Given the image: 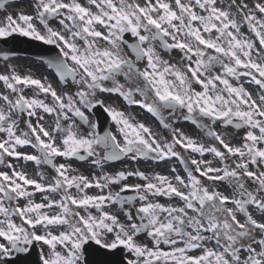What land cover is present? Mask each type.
Returning a JSON list of instances; mask_svg holds the SVG:
<instances>
[{"label":"snow or ice","instance_id":"1","mask_svg":"<svg viewBox=\"0 0 264 264\" xmlns=\"http://www.w3.org/2000/svg\"><path fill=\"white\" fill-rule=\"evenodd\" d=\"M31 7L6 15L0 37L18 33L56 46L47 66L75 90L15 67L0 73V166L7 169L0 170V257L40 242L42 264H83L94 241L125 249L124 264H264V0H33ZM173 51L175 62L161 55ZM103 94L146 110L171 138H158ZM97 105L116 132L101 133L90 119ZM180 118L205 139L173 127ZM217 126L243 129L240 142ZM57 157L91 158L101 174H73ZM124 157L177 158L185 174L103 171ZM20 160L55 175L33 178Z\"/></svg>","mask_w":264,"mask_h":264},{"label":"flooded vegetation","instance_id":"2","mask_svg":"<svg viewBox=\"0 0 264 264\" xmlns=\"http://www.w3.org/2000/svg\"><path fill=\"white\" fill-rule=\"evenodd\" d=\"M32 1L28 2V4L20 7L19 13L24 14H31L32 13ZM0 22H3V8L0 9ZM50 24L53 27H56L55 21H50ZM47 60H38V59H26V60H12V59H4L3 58V73L5 72L6 67L10 69L11 67H15L16 70L21 74H31L34 78H40L46 80L48 82H51L54 87H57L59 89H63L65 87L71 88V90H75L74 86L72 85H64L59 82V77L56 74L55 70H49L47 66ZM4 88V85H3ZM26 95H31V91L29 89H25ZM100 99L106 100V103L110 104L111 106H115L123 111H125L126 114H130L132 117L135 118L136 121L144 122L146 125L150 126L154 133L157 134L158 138H164V139H170L171 134L168 129H165L162 127L161 123L159 122L158 118H153L148 113L144 112L139 106L137 105H127L122 98H120L116 94H103L100 96ZM166 115V114H165ZM90 119L94 120L98 123L99 129L101 133L104 131L111 130L113 132H116V126L114 122L112 121L110 116L104 115L101 113L99 107H96L92 110H90ZM45 120L48 122H51V117L46 116ZM33 123L35 124V120H33ZM173 124V127L180 128L182 131H184L186 134L191 135L193 137H197L200 139H205L203 135V131L196 125L192 124L190 121H185L182 118L178 120L171 121ZM20 127L23 129L24 124L21 123ZM232 127H228L226 130L221 129L219 127V130L225 131V134L229 137H232L231 132ZM237 136L241 137L243 134L240 132H237ZM207 142V141H206ZM235 143H239L240 139H234ZM21 151L27 152L29 154H36V150L31 147H25L20 149ZM198 158V157H197ZM204 159L207 160H213V157L211 154H205ZM12 162L14 164L17 163L15 158H12ZM56 163H66L71 164L72 168L76 170L73 174H84L89 176L91 179L94 175H100L101 169L97 168L91 163V158H86L85 160L81 161L78 158H63V157H57ZM19 167L25 169L30 176L33 178H37V173L43 172L46 177L49 179L55 175L54 170L49 166H37L34 162L30 161H24L20 160L18 162ZM213 164L215 166H220L218 164V161L213 160ZM175 168L180 175H184V166L178 161L177 158H171L168 161H154L148 158H140L136 161L131 160L129 157L121 158L120 160L115 161H109L106 162L103 171L108 173H116L121 170H139V171H145L146 173H155L159 172L161 174H168L171 175V169ZM3 170H7L3 167ZM128 183H143V181L139 180L136 177H129ZM219 190L224 191L226 194H228V186L226 184H220L218 182ZM113 191H118L119 186L113 185L112 186ZM89 194H96L98 192L97 189H89ZM73 194H75V190H72ZM123 195H134L133 192L129 191L126 193H123ZM55 198H59L58 196ZM35 200L37 202H40L41 200V194L37 193L35 196ZM162 203H167V198H161ZM25 201L22 200V204H24ZM178 203V201L176 202ZM94 212V210H93ZM123 218V217H121ZM143 238V237H142ZM42 244L39 245V250L41 252ZM44 251H47V248H44ZM94 256H100L103 259L106 260L107 264H124V261L128 258V254L125 249L118 248L116 250H109L103 248L102 245H97L94 241H90L86 246L84 250V256H83V264H90L88 258H93ZM91 264H99L98 261H93Z\"/></svg>","mask_w":264,"mask_h":264},{"label":"rangeland","instance_id":"3","mask_svg":"<svg viewBox=\"0 0 264 264\" xmlns=\"http://www.w3.org/2000/svg\"><path fill=\"white\" fill-rule=\"evenodd\" d=\"M179 56H180L179 52H174V53H171L169 56H167V59L171 58L172 62H175V60L178 59ZM232 137H234V139H237V138L240 139V137L237 135H232Z\"/></svg>","mask_w":264,"mask_h":264}]
</instances>
